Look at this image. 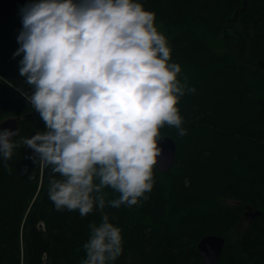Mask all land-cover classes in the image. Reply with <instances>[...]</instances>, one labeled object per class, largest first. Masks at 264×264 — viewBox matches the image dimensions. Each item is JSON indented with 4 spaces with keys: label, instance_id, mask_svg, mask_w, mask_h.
Returning a JSON list of instances; mask_svg holds the SVG:
<instances>
[{
    "label": "trees",
    "instance_id": "obj_1",
    "mask_svg": "<svg viewBox=\"0 0 264 264\" xmlns=\"http://www.w3.org/2000/svg\"><path fill=\"white\" fill-rule=\"evenodd\" d=\"M29 2L0 0V122L16 118L19 130L12 158L0 156V264H82L101 211L57 210L48 189L59 175L21 143L46 130L19 75L23 54L13 58ZM136 2L155 14L177 79L195 92L177 105L187 134L160 129L176 143L175 162L153 169L148 199L103 210L122 229L114 264H202L197 242L208 234L225 237L214 264H264V0ZM248 206L259 214L232 235Z\"/></svg>",
    "mask_w": 264,
    "mask_h": 264
},
{
    "label": "clouds",
    "instance_id": "obj_2",
    "mask_svg": "<svg viewBox=\"0 0 264 264\" xmlns=\"http://www.w3.org/2000/svg\"><path fill=\"white\" fill-rule=\"evenodd\" d=\"M20 13L13 58L23 54L19 75L31 86L27 100L46 129L21 143L59 175L48 189L57 210L82 217L94 206L101 211L82 264H114L122 229L103 210L148 199L160 129L187 134L177 105L195 88L177 79L181 67L170 62L155 14L136 0H31ZM18 135L0 130L4 160L19 146ZM109 188L118 198L107 199Z\"/></svg>",
    "mask_w": 264,
    "mask_h": 264
},
{
    "label": "water",
    "instance_id": "obj_3",
    "mask_svg": "<svg viewBox=\"0 0 264 264\" xmlns=\"http://www.w3.org/2000/svg\"><path fill=\"white\" fill-rule=\"evenodd\" d=\"M18 120L16 118H6L0 122V130L10 129L16 131L18 129ZM164 138L158 141V147L161 148V155L157 157L156 168L160 172H166L171 169L175 162L176 143L169 137L162 135ZM248 213H251V218L256 217L259 212H252L250 206L247 207ZM225 244V237L219 235L208 234L204 235L197 242V250L200 255L202 264H214Z\"/></svg>",
    "mask_w": 264,
    "mask_h": 264
},
{
    "label": "rangeland",
    "instance_id": "obj_4",
    "mask_svg": "<svg viewBox=\"0 0 264 264\" xmlns=\"http://www.w3.org/2000/svg\"><path fill=\"white\" fill-rule=\"evenodd\" d=\"M221 44L223 45L224 44V41L223 42L220 41V45ZM250 215H251L250 212L248 213V211H245V214L241 217L240 222L232 230V235L237 236V235H239L245 229L247 223L249 222V219H252ZM41 226H42V224H41Z\"/></svg>",
    "mask_w": 264,
    "mask_h": 264
}]
</instances>
